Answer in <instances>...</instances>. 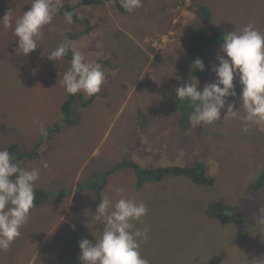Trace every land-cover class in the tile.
I'll return each mask as SVG.
<instances>
[{"label": "rangeland", "instance_id": "rangeland-1", "mask_svg": "<svg viewBox=\"0 0 264 264\" xmlns=\"http://www.w3.org/2000/svg\"><path fill=\"white\" fill-rule=\"evenodd\" d=\"M115 1L120 2L63 0L80 3L73 10L79 22L67 25L63 12L56 14L43 29L39 47L27 56L17 53L13 30L0 27V149L41 144L37 159L18 162L25 168L42 161L49 165L41 168L35 187L49 196L30 210L10 248L0 251V264H24L28 257L26 264H80L79 242H94V231L103 228L92 225L91 216L101 197L113 203L120 198L117 188L148 206L144 223L137 226H150V239L140 249L150 264H251L264 256V224L257 221L264 186L254 190L264 172V126L244 133L240 121L222 120V110L221 121L193 127L191 106L176 98L175 89L195 77L202 91L215 80L212 68L223 55L212 46L196 50L192 35L205 37L223 23L238 28L252 23L264 32V0H142L140 8L126 14L116 11ZM30 2L0 0V18L8 10L18 18ZM190 4L208 6L210 20L201 22ZM65 36L86 61L100 63L105 71L100 91L91 97L77 93L68 115L62 113L69 95L59 85V73L70 60L58 64L47 58ZM197 58L205 71L192 69ZM234 85L237 96L228 99L239 108L238 77ZM34 119L48 135L58 125L57 133L45 140ZM145 156L157 167L202 163L216 178L211 186L184 176L138 186L137 173L123 167L99 192L91 188L88 181H100L104 170ZM208 202L229 209L222 218L210 219Z\"/></svg>", "mask_w": 264, "mask_h": 264}, {"label": "clouds", "instance_id": "clouds-1", "mask_svg": "<svg viewBox=\"0 0 264 264\" xmlns=\"http://www.w3.org/2000/svg\"><path fill=\"white\" fill-rule=\"evenodd\" d=\"M121 7L128 13L142 6V0H120ZM181 4V3H180ZM31 7L18 18L8 10L0 18V27L12 29L17 38V53L27 56L38 46L43 37V29L50 25L57 12L63 7V0H31ZM73 11L63 12V21L73 23ZM156 47V46H155ZM71 51L70 66L59 73V85L68 95L83 93L88 97L96 95L105 82V71L98 62H89L81 51L73 47V41L67 36L47 55L49 61L60 64ZM217 55L218 66H213L215 80L198 90V81L189 79L175 89L176 98L191 106L189 115L193 127L212 125L223 119L237 120L242 124V132L252 127L264 126V32L249 23L224 35ZM192 69L205 71L204 62L197 58ZM238 77L240 85L239 108L229 102L235 98L234 79ZM179 79V78H177ZM242 109V111H241ZM40 136L47 137V129L38 119ZM47 161L39 166L21 167L15 156L7 149H0V251H7L13 241L21 235V228L28 222L30 210L34 206L36 182L41 168H48ZM115 191L120 198L113 201L107 196L101 197L92 217V225L100 223L102 230L95 240L82 239L80 264H150L141 255V244L150 239V226L143 224L148 206L143 201L122 195L123 189ZM260 224H264V206L258 209ZM251 264H264V256L254 258Z\"/></svg>", "mask_w": 264, "mask_h": 264}, {"label": "trees", "instance_id": "trees-1", "mask_svg": "<svg viewBox=\"0 0 264 264\" xmlns=\"http://www.w3.org/2000/svg\"><path fill=\"white\" fill-rule=\"evenodd\" d=\"M80 1V0H79ZM77 3V2H75ZM96 3V2H94ZM116 4V11L118 13L126 14V12L122 7L119 1H115ZM80 3L77 5L73 4H67L64 3L63 7L57 14L62 13L64 11H73L76 6H79ZM189 10L201 21V22H207L211 18V10L208 6L202 5H192L190 4ZM63 14V13H62ZM79 20L76 15L73 17V23H78ZM238 27L234 26L232 24H226L223 23L219 25L212 34L207 35L205 37H200V35L195 34V36L192 35L191 40L194 42H197L195 45L196 50H202L207 46L217 47L220 48V44L223 41L224 35L229 31H235ZM72 32V31H71ZM68 60H71V56H67ZM150 78V77H149ZM75 95H69L66 101L62 105V113L64 115H68L71 113L70 105L72 103V100ZM92 101V100H90ZM67 120V119H66ZM58 125H55L53 127V131L50 135H48L45 140H48L49 138L53 137V134H56L58 131L57 128ZM40 148L41 144H37L36 146H33L31 148H28L27 146L23 144H15L9 147L8 151L15 156L17 161H20L21 159H30L35 160L39 157L40 154ZM123 167H130L137 173V185L140 186V184H143L145 182H161L165 178H168L170 176H184L191 180L193 183L201 186H211L213 185L216 174L214 176L209 177L208 176V170L207 168L202 164L198 163L194 166H168L167 164H162V167H157L154 162L149 161L148 157L145 156L142 161L139 164H129L126 161L120 162L116 164L115 166L104 170L98 177H100V181L93 182V180H89L88 182L91 184V188L97 190H101V188L106 184L109 177H111L115 172H117L120 168ZM264 186V172L263 174L257 179L254 190L256 192H259L261 188ZM136 189H140L136 186ZM96 192V193H98ZM49 196L48 194L35 190V200H34V207H37L40 205L42 200H45ZM229 209V206H221L219 203L216 202H208L206 204V214L208 218H222L221 213H225ZM12 258V253L9 254ZM16 258V255L13 257ZM30 257L26 259V262L29 260ZM53 258V257H52ZM14 261V260H13ZM13 261L9 260L6 261L4 264H12ZM26 262L24 264H26Z\"/></svg>", "mask_w": 264, "mask_h": 264}, {"label": "flooded vegetation", "instance_id": "flooded-vegetation-1", "mask_svg": "<svg viewBox=\"0 0 264 264\" xmlns=\"http://www.w3.org/2000/svg\"><path fill=\"white\" fill-rule=\"evenodd\" d=\"M139 163H140V159H138L137 163H135V164H139Z\"/></svg>", "mask_w": 264, "mask_h": 264}, {"label": "bare ground", "instance_id": "bare-ground-1", "mask_svg": "<svg viewBox=\"0 0 264 264\" xmlns=\"http://www.w3.org/2000/svg\"><path fill=\"white\" fill-rule=\"evenodd\" d=\"M227 142H229V141H227ZM230 143V142H229Z\"/></svg>", "mask_w": 264, "mask_h": 264}]
</instances>
